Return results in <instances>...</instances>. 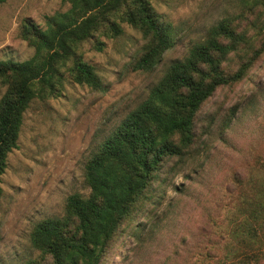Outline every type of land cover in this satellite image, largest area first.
Listing matches in <instances>:
<instances>
[{
    "label": "trees",
    "instance_id": "trees-1",
    "mask_svg": "<svg viewBox=\"0 0 264 264\" xmlns=\"http://www.w3.org/2000/svg\"><path fill=\"white\" fill-rule=\"evenodd\" d=\"M151 1L60 0L67 9L45 15L44 28L21 20L17 37L33 53L0 59V176L34 101L60 96L66 78L104 90L82 58L86 47L101 51L99 38H119L125 23L142 39L127 67L151 72L175 45L174 26ZM234 2L236 13L170 60L145 97L92 145L82 165L87 194H68L60 216L33 224L29 243L38 254L24 264H264V77L250 76L264 63V0ZM245 80L241 99L204 111L216 91ZM243 133L250 134L245 144ZM226 148L235 156L213 183L216 194L201 205L198 224L178 234L176 219L186 203L201 201L197 187L209 188ZM189 165L186 183L171 186L176 195L164 203L171 179Z\"/></svg>",
    "mask_w": 264,
    "mask_h": 264
},
{
    "label": "rangeland",
    "instance_id": "rangeland-1",
    "mask_svg": "<svg viewBox=\"0 0 264 264\" xmlns=\"http://www.w3.org/2000/svg\"><path fill=\"white\" fill-rule=\"evenodd\" d=\"M151 3L172 23L176 32L175 45L163 53L151 72L131 71L127 67L142 39L137 31L121 23L123 35L113 39L100 37L104 43L101 51L86 47L82 53L83 60L96 67L104 90H93L66 78L60 96L45 102L34 101L24 112L17 146L7 154L0 176V264H24L35 258L38 251L29 243L33 224L43 217L60 216L68 194H87L82 165L92 145L145 97L170 60L180 58L192 42L200 39L226 13L237 11L234 0H152ZM67 7L60 0L0 2V59L21 61L32 55V47L17 37L23 18H30L44 28L45 15ZM250 76L262 79L264 63H257ZM248 89L247 80L231 90L220 89L206 102L204 111L212 108L214 101L226 104L241 99ZM249 137V133L241 134L239 143H247ZM234 156L230 148L223 150L221 167L209 188L197 187L201 190V201L186 203L184 212L176 219L178 234L198 224L201 205H208L212 199L209 193L216 194L217 186L213 183L222 179ZM190 167L171 179L165 189L164 203L176 195L171 186L186 183L183 175ZM170 241L169 237H162L163 244Z\"/></svg>",
    "mask_w": 264,
    "mask_h": 264
}]
</instances>
